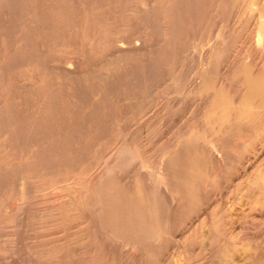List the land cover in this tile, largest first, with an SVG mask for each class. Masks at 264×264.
Returning a JSON list of instances; mask_svg holds the SVG:
<instances>
[{
	"label": "rangeland",
	"instance_id": "rangeland-1",
	"mask_svg": "<svg viewBox=\"0 0 264 264\" xmlns=\"http://www.w3.org/2000/svg\"><path fill=\"white\" fill-rule=\"evenodd\" d=\"M250 2L0 0V264H264V110L206 118L264 64Z\"/></svg>",
	"mask_w": 264,
	"mask_h": 264
},
{
	"label": "bare ground",
	"instance_id": "bare-ground-1",
	"mask_svg": "<svg viewBox=\"0 0 264 264\" xmlns=\"http://www.w3.org/2000/svg\"><path fill=\"white\" fill-rule=\"evenodd\" d=\"M239 3V0H235ZM252 4H250L251 6L254 4L257 6L258 8V16L261 18L263 17L264 18V0H250ZM234 2V1H233ZM247 2V1H246ZM235 4V3H234ZM248 5V4H247ZM255 7V6H254ZM250 8V7H249ZM252 9L253 6L251 7ZM250 8V10H251ZM256 8V7H255ZM256 8V9H257ZM252 11V10H251ZM250 11V12H251ZM254 12H257V11H254ZM252 11V13H254ZM259 19V18H258ZM262 19V18H261ZM260 20V19H259ZM258 21V20H257ZM260 22V21H259ZM258 22V23H259ZM262 22H263V19H262ZM257 23V24H258ZM262 24V23H261ZM264 24V22H263ZM257 29H260L258 31V35L256 37L257 38V44L258 45L257 47L261 46L260 44V38H262L261 35L264 34L263 30H264V25L261 26V25H257ZM221 28V27H220ZM256 29V31H257ZM220 31H222L220 29ZM261 31V32H260ZM257 33V32H256ZM263 33V34H262ZM220 35V34H219ZM222 35V34H221ZM218 36V35H217ZM221 36H219L218 38H220ZM264 37V36H263ZM221 40H223L222 38H220ZM262 40V39H261ZM264 40V39H263ZM262 40V43L264 42ZM220 41V40H219ZM217 43V42H216ZM222 46V44H221ZM216 48V47H215ZM214 48V49H215ZM220 48V47H219ZM218 49V47H217ZM211 50V49H210ZM219 50V49H218ZM218 50L217 51V54H218ZM261 52V55L262 57H264V43L262 45V48L259 49ZM213 52V51H212ZM211 53V52H210ZM224 53V52H223ZM260 55V56H261ZM259 56V57H260ZM216 57V55H215ZM214 58V57H213ZM218 59V58H217ZM225 59V58H223ZM260 59H262L260 57ZM259 59V61H261ZM250 61V60H249ZM255 61V60H253ZM216 63H218L217 61H215ZM257 62V61H256ZM212 64V63H211ZM246 64V63H245ZM256 64V63H254ZM260 64V63H259ZM259 64H256V65H259ZM217 65V64H216ZM250 65H253V62L252 64ZM261 65V64H260ZM210 66V65H209ZM248 66H245V68L242 67V72L244 73V78L243 79V82H244V85H245V89H246V92H245V95H244V98L241 102H243V104H235L236 100L235 99H230L228 97V94L227 93H224V92H213L211 95V99L210 101H208V103L210 104V111L208 112V114L206 115V118L208 120H211L212 118H216L218 120L220 119H223V118H226V117H229V116H236L237 118H245V117H249V116H254L256 112L254 111H258V115H259V110L257 109H254L255 107L253 106V104H257L258 107L262 108L264 110V64L262 63V66L259 67L258 66V69H255V70H252V69H248L249 67H252V66H249L248 68H246ZM223 68V67H222ZM225 68V67H224ZM255 68V66H254ZM207 72V71H206ZM250 73H252L250 75ZM211 74V73H210ZM211 76L210 75H204L202 74L201 76H198L197 79H199L201 81V83H206L207 86H210L208 85V83H210V78ZM211 88V87H210ZM209 92V91H208ZM207 92V93H208ZM209 107V106H208ZM261 112H264V111H261ZM262 114V113H260ZM257 116V115H256ZM248 119V118H247ZM209 122V121H208ZM191 125V124H190ZM232 125V124H231ZM199 126V125H198ZM197 128V127H196ZM214 128V126H213ZM196 130V129H195ZM200 130V129H199ZM193 131V130H192ZM198 131V130H196ZM204 131V130H203ZM203 133V132H201ZM198 134V133H193L191 134L192 136H189V138L184 142V144H189L191 145H196L199 140L201 145H198V148L197 149V155H198V158L200 160V162L204 165V169H205V172L208 173H212L213 169L212 168L214 166V164L216 163V157H214L212 155V150L210 151L208 149V145H210L209 143H206L207 138H208V135H206V132L204 134ZM209 139H211L209 137ZM211 141V140H210ZM182 142V141H181ZM172 143V142H171ZM199 143V144H200ZM216 144V143H215ZM137 145V144H136ZM194 145V146H195ZM174 147V146H173ZM196 149V148H195ZM177 151V150H176ZM109 154V153H108ZM111 154V153H110ZM133 157V156H132ZM167 157V156H166ZM172 157V156H171ZM167 157L163 160V172L162 173V181H163V187H164V193L165 195L168 197V199H170L169 197L171 196L172 198L174 197V195H172V190H171V180H170V168H175V164L176 162H173V157ZM178 158V157H177ZM109 159V158H108ZM140 159V158H139ZM181 159V158H180ZM179 160V159H178ZM172 163H175L174 165H171ZM173 166V167H172ZM218 167V165H217ZM162 169V168H161ZM177 171V169H174V171ZM175 171V172H176ZM217 173V172H216ZM175 174V173H174ZM172 176V175H171ZM173 177V176H172ZM174 178V177H173ZM174 181V179H172ZM258 181V180H257ZM264 181V179H263ZM175 182V181H174ZM173 182V183H174ZM105 183V182H104ZM176 183V182H175ZM162 184V183H161ZM261 184V183H260ZM176 185V184H174ZM210 185V184H209ZM159 186V184H158ZM173 186V185H172ZM177 187V186H176ZM163 193V194H164ZM243 202V201H242ZM257 204L259 206V209H260V213H263L264 212V197H260L257 199ZM246 205V204H245ZM106 212V211H105ZM259 213V214H260ZM107 215V214H106ZM106 219V218H105ZM235 219V218H234ZM233 219V220H234ZM104 222V221H103ZM205 226V225H204ZM212 226V225H211ZM118 227V226H117ZM207 230V229H206ZM205 230V231H206ZM223 233V232H222ZM208 242V240H207ZM216 252V251H215ZM222 252V251H221ZM211 256V255H210ZM239 256V255H238ZM213 257V255H212ZM237 257V256H235ZM240 257V256H239ZM238 257V258H239ZM243 258V257H242ZM220 259V258H219ZM237 259V258H236ZM241 260V259H240ZM213 261V260H212ZM228 261V260H227ZM216 263V262H215ZM218 263V262H217ZM229 264V263H228Z\"/></svg>",
	"mask_w": 264,
	"mask_h": 264
}]
</instances>
